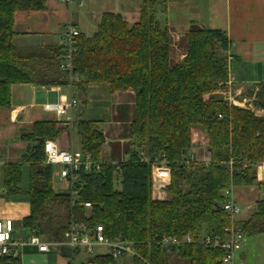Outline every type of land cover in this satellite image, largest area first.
I'll return each mask as SVG.
<instances>
[{"label": "trees", "instance_id": "trees-1", "mask_svg": "<svg viewBox=\"0 0 264 264\" xmlns=\"http://www.w3.org/2000/svg\"><path fill=\"white\" fill-rule=\"evenodd\" d=\"M45 2L0 0V107L11 106L15 83L70 82V72L61 68L63 45L23 54L13 43L16 12L43 10ZM165 2L142 0L140 18L134 23L121 13L105 12L93 35L77 36L74 86L87 91L103 85L110 94L133 91L134 114L129 130L133 149L126 161L117 164L102 160L106 139L100 121H75L81 151L102 162L100 173L83 174L80 195L91 202V209L77 205L76 211L78 219L89 212L87 218L102 224L108 237L132 241L143 257H133V264H169L158 241L164 235L187 234L194 240L180 246L181 258L190 264H221L223 251L201 239L207 234L224 236L231 224L222 208L227 188L260 186L257 166L264 163V83L248 94L252 101L243 105H230L221 96L229 76L230 41L218 29L192 26L186 53L174 63L173 38L159 18L158 5ZM194 127L208 137L209 162L187 163L193 154ZM63 131L58 121L35 122L23 135L28 147L22 162L7 163L3 172V192L10 197L24 192L23 167H29L31 214L24 225L48 241L66 238L71 215L68 194L54 187L55 167L46 163L44 148L48 139L58 138ZM161 162L171 167V180L166 198L155 200L152 170L154 163ZM117 176L120 189L115 188ZM237 226L244 235L264 233V198L257 200L251 217ZM11 263L0 257V264ZM89 263L117 264V259L98 254Z\"/></svg>", "mask_w": 264, "mask_h": 264}, {"label": "crops", "instance_id": "crops-1", "mask_svg": "<svg viewBox=\"0 0 264 264\" xmlns=\"http://www.w3.org/2000/svg\"><path fill=\"white\" fill-rule=\"evenodd\" d=\"M141 3L142 0H78L70 11L62 0H46L43 10L16 12L14 27L17 33L13 43L23 54L46 52L49 47L63 45L64 33L70 20L80 33L91 36L105 12L121 13L130 23L138 21ZM158 8L161 23L168 26L173 38L171 57L174 63L180 62L186 53V36L192 26L218 29L224 31L230 41L226 55L230 57L229 75L233 80V88H241L249 94L257 85L264 83V0H166ZM11 94V106L0 107V220L13 219V239L20 242L32 235L31 228L24 225L25 217L31 214L27 194L30 170L24 165L23 175L25 172L27 177L23 182L22 176L21 187L24 192L10 197H6L3 192V172L7 163L22 162L28 147L23 135L32 130L35 122L58 121L64 131L54 139L55 143L61 148L72 146L81 151V139L74 127L70 130L64 119L48 107L74 96L78 100L74 110L75 121L80 118L100 121L106 139L102 160L113 164L126 161L133 149L129 130L134 114V92L118 91L110 94L108 88L101 85L82 91L70 80L67 85L50 86L15 83ZM221 94L225 97L226 90ZM126 115L128 145L120 150L116 146L109 148L107 143L112 140L109 141L111 128L108 124L113 118H118L114 123L121 126L124 124L121 119ZM192 140V152L196 160L209 162L207 135L194 127ZM257 178L260 186L234 187L235 198L243 208L237 216V223L249 219L256 209L257 200L262 198L263 166L257 167ZM56 179L59 180L55 174ZM59 182L66 184L64 180ZM152 195L155 200L165 199L166 188L153 186ZM163 248L169 264H190L188 259L178 255L177 247L171 245ZM68 253V248L63 245L51 246L48 252H40L35 245H25L22 247L21 258L15 260L14 264H67Z\"/></svg>", "mask_w": 264, "mask_h": 264}, {"label": "built area", "instance_id": "built-area-1", "mask_svg": "<svg viewBox=\"0 0 264 264\" xmlns=\"http://www.w3.org/2000/svg\"><path fill=\"white\" fill-rule=\"evenodd\" d=\"M62 1L67 4L70 11L72 6L78 2V0ZM79 34L80 31L70 20L64 33L63 46L65 54L61 68L70 72L71 82L77 78L72 72L73 57L77 48L76 42ZM225 84L227 87L224 99L228 104L243 105L246 102L252 101V97L246 94L243 89L233 88V80L230 75ZM77 104L78 100L74 96H70L68 99L50 104L48 107L55 110L64 119V122L68 124L70 130H72L75 123L74 110ZM44 148L46 163L53 165L56 177L59 180H64L67 184L66 193L70 199L71 215L68 229L65 232L66 238L63 241H48L31 229L32 235L30 238L19 242L13 239V219H2L0 220V257H5L9 261L18 260L21 258L22 247L25 245H35L40 252H48L51 246L63 245L69 250L68 256H66L67 264H77L79 261H82V264H89V259L95 256L93 254L97 247H104L107 251L105 254H109L116 259L122 256L143 258L135 248L134 243L129 239L108 237L104 232L102 224L92 223L87 218L90 215L89 212H87L86 218L78 219L77 205H81L86 210L92 207L91 202L83 200L80 195L84 184L83 174L91 172L100 173L102 171V162L95 160L90 152L84 153L75 150L72 146L61 148L52 139H48L45 142ZM194 159H196V156L192 154L187 163ZM228 164L229 167H232L233 161H229ZM260 165L257 167L260 168ZM262 166L264 167V165ZM117 168L119 169L118 166ZM171 172V167L167 163H154L152 170L153 186L155 188H166L171 180ZM157 175H161L162 177L158 178ZM117 177L120 179V176ZM225 196L226 200L222 208L230 216L231 224L225 228L224 236H211L207 234L201 239V242L223 251L221 264H235L236 254L241 249L245 236L236 222V217L242 213L243 208L235 198L233 186L225 190ZM193 240L190 234L182 237L164 235L158 243L162 246L173 245L179 249L181 245L191 243ZM86 255L89 256L87 259H85Z\"/></svg>", "mask_w": 264, "mask_h": 264}, {"label": "rangeland", "instance_id": "rangeland-1", "mask_svg": "<svg viewBox=\"0 0 264 264\" xmlns=\"http://www.w3.org/2000/svg\"><path fill=\"white\" fill-rule=\"evenodd\" d=\"M103 86V85H101ZM222 96V94H221ZM108 114V113H107ZM118 118H113L110 122L109 127L111 128L109 131V141L111 143H107L108 147L116 146L120 150V148H124L128 145L129 135L127 133V115L121 119V122L124 121V124L120 126V124L114 123ZM126 123V124H125ZM108 142V139H107ZM261 168V167H260ZM263 169V168H262ZM27 179L26 173L23 175V182ZM64 183V182H63ZM60 183L59 180L54 181V187L59 192H66L67 184ZM115 188H121V182L116 181ZM257 195H260L257 192ZM261 197L264 198V190H262ZM236 222L238 219L236 217ZM107 251L104 247L95 248L93 255L105 254ZM89 256H85L87 259ZM77 264H82V261L77 262ZM94 264V263H90ZM117 264H133V258L130 256H122L117 258ZM235 264H264V233L258 235H245L242 241V247L236 254Z\"/></svg>", "mask_w": 264, "mask_h": 264}, {"label": "bare ground", "instance_id": "bare-ground-1", "mask_svg": "<svg viewBox=\"0 0 264 264\" xmlns=\"http://www.w3.org/2000/svg\"><path fill=\"white\" fill-rule=\"evenodd\" d=\"M262 167V166H261Z\"/></svg>", "mask_w": 264, "mask_h": 264}]
</instances>
